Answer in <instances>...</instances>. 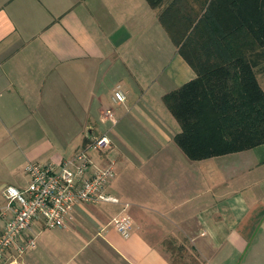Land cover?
<instances>
[{
	"label": "crops",
	"instance_id": "obj_1",
	"mask_svg": "<svg viewBox=\"0 0 264 264\" xmlns=\"http://www.w3.org/2000/svg\"><path fill=\"white\" fill-rule=\"evenodd\" d=\"M195 78L147 0H0V206L30 163L72 161L102 135L111 148L91 156L115 166L120 200L79 204L61 228L36 221L19 241L36 247L5 263L264 264V144L189 159L163 97ZM124 204L128 239L111 225Z\"/></svg>",
	"mask_w": 264,
	"mask_h": 264
},
{
	"label": "trees",
	"instance_id": "obj_2",
	"mask_svg": "<svg viewBox=\"0 0 264 264\" xmlns=\"http://www.w3.org/2000/svg\"><path fill=\"white\" fill-rule=\"evenodd\" d=\"M196 78L163 101L180 126L174 141L193 161L264 144V0H147Z\"/></svg>",
	"mask_w": 264,
	"mask_h": 264
},
{
	"label": "built area",
	"instance_id": "obj_3",
	"mask_svg": "<svg viewBox=\"0 0 264 264\" xmlns=\"http://www.w3.org/2000/svg\"><path fill=\"white\" fill-rule=\"evenodd\" d=\"M126 95L120 86L115 90V101H126ZM105 121L115 123L112 109L105 112ZM112 144L106 135L92 138L90 144L81 149L74 159L57 164L32 162L27 166L29 184L20 190L14 186H5L2 194L7 201L5 208H0V218L10 212L11 218L0 232V264L5 263L7 251L15 247L19 256L36 247V237L30 235L24 243L19 241L32 232L34 223L42 221L46 228L65 227L75 207L79 204L100 205L105 203L120 204V200L106 192V188L116 177L113 164L97 168L92 152H105ZM124 204L120 214L115 216L111 225L125 239L131 237L133 220L126 212Z\"/></svg>",
	"mask_w": 264,
	"mask_h": 264
},
{
	"label": "rangeland",
	"instance_id": "obj_4",
	"mask_svg": "<svg viewBox=\"0 0 264 264\" xmlns=\"http://www.w3.org/2000/svg\"><path fill=\"white\" fill-rule=\"evenodd\" d=\"M255 64H256L255 71H256L257 77L264 90V48L261 49L259 52H257V54L255 55ZM115 121H116V118H115ZM108 122H111V121H108ZM5 205L0 206V208L3 209Z\"/></svg>",
	"mask_w": 264,
	"mask_h": 264
}]
</instances>
